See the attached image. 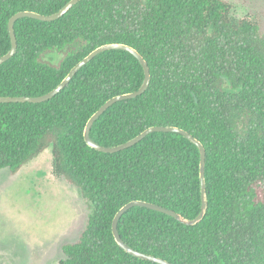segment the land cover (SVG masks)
<instances>
[{"label": "trees", "instance_id": "1", "mask_svg": "<svg viewBox=\"0 0 264 264\" xmlns=\"http://www.w3.org/2000/svg\"><path fill=\"white\" fill-rule=\"evenodd\" d=\"M69 0H0V56L11 47L18 11H58ZM15 54L0 64V95L53 89L80 59L107 43L135 48L150 70L146 90L109 106L90 137L123 143L153 125L177 126L205 148L207 207L187 225L144 206L122 214V240L172 264H264V33L234 18L226 0H79L64 15L14 23ZM59 56L54 60V56ZM144 79L138 59L105 50L43 102H0V169L17 171L51 144L56 175L74 183L90 212L78 238L62 245L64 264H159L122 249L117 210L144 200L194 218L201 208L198 147L155 131L117 152L84 140L88 118Z\"/></svg>", "mask_w": 264, "mask_h": 264}, {"label": "rangeland", "instance_id": "2", "mask_svg": "<svg viewBox=\"0 0 264 264\" xmlns=\"http://www.w3.org/2000/svg\"><path fill=\"white\" fill-rule=\"evenodd\" d=\"M226 1L234 18L250 17L264 33V0ZM52 162L48 144L19 170L0 169V264H64L62 245L83 230L89 204Z\"/></svg>", "mask_w": 264, "mask_h": 264}, {"label": "water", "instance_id": "3", "mask_svg": "<svg viewBox=\"0 0 264 264\" xmlns=\"http://www.w3.org/2000/svg\"><path fill=\"white\" fill-rule=\"evenodd\" d=\"M78 1L79 0H69L58 11L51 13V14H41V13H38L35 11H30V10L18 11L16 13H14L9 18L8 24H7L8 33H9L10 41H11V47L5 54L0 56V64L5 62L9 58H11L16 52L17 41H16L15 32H14V23L17 19H19L21 17H31L34 19L42 20V21L55 20V19L61 17L62 15H64ZM110 49H122V50H126V51L130 52L132 55H134L143 67L144 79H143V82L139 86L138 89H136L134 91L127 92V93L117 94V95L107 99L88 118V120L85 124V127H84V131H83L84 140L87 143V145H89L90 147H92L96 150L102 151V152L112 153V152H117V151H120L122 149H125L127 147H130V146L136 144L137 142H139L142 138H144L147 134H149L151 132L160 131V132H177L179 134H182L184 137H186L192 143H194L199 149L201 208H200V212L198 213V215L196 217L191 218V219L185 218L182 215H180L179 213H177L171 209H168L166 207H163L161 205H157L155 203H151L148 201L136 199V200H131V201L125 203L124 205H122L117 210V212L115 213V215L112 219V224H111L112 234L115 238V241L117 242V244L122 249H124L129 254L136 256L138 258L144 259V260L153 261V262H156L159 264H172V263L166 261L165 259H162L160 257L154 256L151 254L140 252L136 249H133L129 245H127L119 235V232L117 229L118 220L120 219L122 214L124 212H126L129 208H131L133 206H144V207L156 210V211H160V212L169 214V215L175 217L176 219H178L180 222L187 224V225H194L197 222H199L203 218L205 211H206V207H207L206 183H205V175H204V166H205V148H204V146L202 145V143L199 140H197L195 137H193L187 131H185V130L177 127V126H172V125H153V126H150L146 129H144L142 132H140L136 136L132 137L131 139H129L123 143L113 145V146L100 145V144L96 143L95 141H93L90 137V130H91V126H92L93 122L109 106H111L113 103L120 101V100H123V99L134 98V97L142 94L146 90V88L149 84V81H150L149 66H148L147 62L145 61V59L143 58V56L135 48L131 47L130 45L124 44V43H107V44L100 45V46L94 48L92 51H90L86 56H84L82 59H80L75 65H73V67L69 70V72L65 75V77L53 89H51L47 93L42 94V95H37V96H25V95H22V96H2V95H0V102H32V103H38V102H43L45 100H48V99L52 98L54 95H56L58 92H60L69 83V81L72 79V77L75 75V73L82 66H84L87 62H89L94 56H96L97 54H99L102 51L110 50Z\"/></svg>", "mask_w": 264, "mask_h": 264}]
</instances>
